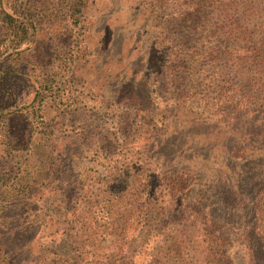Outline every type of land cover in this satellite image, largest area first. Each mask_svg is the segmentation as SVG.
Listing matches in <instances>:
<instances>
[{
    "label": "rangeland",
    "instance_id": "rangeland-1",
    "mask_svg": "<svg viewBox=\"0 0 264 264\" xmlns=\"http://www.w3.org/2000/svg\"><path fill=\"white\" fill-rule=\"evenodd\" d=\"M171 1L83 0L81 28L60 10L53 20L41 22L36 38L24 53L23 78L0 83V103L16 101L17 109L21 110L10 115L0 134L2 264H91L87 256L76 261L71 255L72 246L66 247L69 238L64 234L70 212L78 203L94 201L93 192L105 188L102 183L110 159L119 143H123L127 124L136 127L143 116L146 120H159L147 114V109L153 106L160 105L159 109L178 106L179 100L171 97L175 86L166 49V42L170 44L166 27L194 56L205 54L211 47L220 56H226L233 48L234 43L225 41L213 23L217 15L211 6L200 11L195 0ZM32 56L40 62V71L57 73V85L42 93V101L36 99L39 84L30 74ZM197 59L201 62L195 68L197 92L210 91L219 76L234 77V72L222 69V61ZM60 88L67 89L71 99L59 97L55 101L54 96L62 93ZM200 99L197 93L192 101L194 107L202 106ZM33 104L41 106L48 128L53 131L45 142L52 154L50 174L46 180L33 183L30 191L7 197V188L12 189L20 179V168L24 169L38 141L41 129L31 120ZM194 107L193 113L197 111ZM10 110L14 108L6 112ZM166 113L173 118L172 112ZM192 114L190 119H198ZM184 126L188 129L184 147L167 146L161 152L151 145L150 139H142L129 156L131 164L146 157L142 167L144 179L139 176L140 180L131 184L134 183L133 192L139 190L141 183L147 185V195L144 191L142 197L150 205L145 210L143 227L130 229L134 237L126 264H201L203 247L198 231L203 226V214L191 217L190 213L184 214V208L178 216L187 219L183 222L187 231L195 235L193 242L186 241L181 249L172 245L179 239L174 235L170 241L161 243L164 231L178 228L170 214L178 215L180 208H169L177 197L170 198L165 191H172L175 181L181 179L189 184L185 189L189 201L197 200L203 207L208 206L214 215L220 213L219 190L211 177L216 173L213 151L196 139L199 132L189 127L187 120ZM167 174H175L178 179H172L169 189L163 184L158 190V178ZM102 212L97 209V213ZM125 214L119 212L117 216ZM163 221L173 224L165 230ZM228 229L232 230L229 224ZM178 232L175 230L174 234ZM105 253L102 249L100 262ZM241 263L239 259L237 264Z\"/></svg>",
    "mask_w": 264,
    "mask_h": 264
},
{
    "label": "trees",
    "instance_id": "trees-1",
    "mask_svg": "<svg viewBox=\"0 0 264 264\" xmlns=\"http://www.w3.org/2000/svg\"><path fill=\"white\" fill-rule=\"evenodd\" d=\"M194 4L200 11L205 6L212 7L217 15L213 23L225 41H232L234 46L226 56H220L212 47L204 51L205 54L194 56L193 51L166 27V38L171 44L166 42V49L175 86L171 97L179 100L178 106L172 109L153 106L147 109V114L159 120H146L143 116L136 127L127 124L123 143H119L116 154L110 159L108 174L102 183L105 188L93 192L94 201L78 203L70 212L64 237L69 238L70 245L66 247L72 246L71 255L76 261L87 256L91 264L127 263L134 237L130 231L143 227L145 210L150 205L142 197L144 191L147 195V185L141 183L139 190L133 192L134 183L131 184V181L140 180L139 176L144 179L142 167L146 157L142 156L140 163L131 164L129 156L134 153L137 141L142 139H150L151 145L161 152L167 146L184 147L188 137V129L184 126L187 120L189 127L199 132L196 139L213 151L216 173L211 177L219 190L220 213L214 215L208 206L203 207L197 200L189 201L190 196L185 192L189 184L181 179L175 181L172 191H165L170 198L177 197L169 208H180L178 215L170 214L178 228L166 230L173 223L163 221L162 228L166 231L161 243L177 235L179 239L172 245L177 244L182 249L186 241H194L195 235L187 231L183 222L187 219L178 218L185 208V215L204 216L203 226L198 231L203 247L201 264H237L239 259L241 264H264V0H195ZM83 9V0H0V83L23 78L26 72L22 66L24 53L36 38L42 21L53 20L63 10L65 18L81 28ZM197 57L210 63L222 61V69L234 72V77L219 76L210 91L197 92L195 68L201 63ZM29 63L30 74L39 84L40 93L36 99L42 101V93L57 85V73L40 71L41 64L35 56ZM61 92L54 96L55 101L59 97L71 99L67 89ZM197 93L201 95L200 107H194L193 103ZM32 106V123L41 129L38 141L24 169L20 168V179L12 189L7 188V197L30 191L33 183L46 180L50 174L52 154L45 142L53 131L48 128L41 106ZM17 107L16 101L0 103V134L10 115L21 111ZM191 107L197 111L193 113ZM11 108L14 110L6 112ZM166 112H172L173 118ZM191 114H196L198 119H190ZM247 151L250 153L246 154ZM174 176L167 174L158 178L157 189L163 184L169 189L172 179H178ZM98 208L103 211L101 214L97 213ZM119 212L127 214L119 217ZM228 224L232 230L228 229ZM175 230L178 234H174ZM102 249L106 253L100 262ZM148 251H145L147 256ZM2 262L0 256V264Z\"/></svg>",
    "mask_w": 264,
    "mask_h": 264
}]
</instances>
